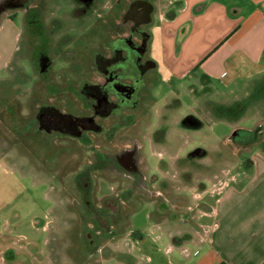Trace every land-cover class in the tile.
<instances>
[{
	"label": "rangeland",
	"instance_id": "374dc122",
	"mask_svg": "<svg viewBox=\"0 0 264 264\" xmlns=\"http://www.w3.org/2000/svg\"><path fill=\"white\" fill-rule=\"evenodd\" d=\"M17 1L0 0V21L12 18L0 31V264H156L147 257L165 254L169 243L154 222L157 217L196 215L202 197L250 167L245 149L260 137L245 144L235 139L234 129L250 128L262 118L264 89L249 82L252 99L244 86L226 89L200 72L171 79L162 64L161 26L154 15L147 28L152 35L148 57L159 64V78L142 96L134 126L123 132L138 137L149 166L147 179L163 196L130 194L120 219H110L115 226L111 235L90 217L74 179L75 167H70L80 158L86 162L90 154L78 146L71 151L62 147L61 167L54 173L44 163L36 137L27 144L6 126L20 127L15 118L32 102L42 53L53 54L55 69L66 70L71 61L73 71L89 74L95 55L111 51L126 32L111 27L120 20L115 0H92L87 7L75 0ZM117 187L116 177L104 174L94 188L93 203L103 205ZM96 232L103 237L95 236L98 242L91 247L87 233Z\"/></svg>",
	"mask_w": 264,
	"mask_h": 264
},
{
	"label": "crops",
	"instance_id": "0c3cea01",
	"mask_svg": "<svg viewBox=\"0 0 264 264\" xmlns=\"http://www.w3.org/2000/svg\"><path fill=\"white\" fill-rule=\"evenodd\" d=\"M149 3L153 22L154 15L159 17L162 64L171 79L184 80L200 72L226 89L244 86L252 99L249 82L264 89V0ZM10 19L0 21V31ZM8 64L6 59L3 67ZM260 98L264 103V90ZM261 110L262 118L255 126L234 129L258 132L250 143L260 137L259 143L245 149L250 167L202 197L196 215L157 217L154 222L169 243L165 254L153 253L147 260L156 264H264V106ZM170 254L176 256L170 258Z\"/></svg>",
	"mask_w": 264,
	"mask_h": 264
},
{
	"label": "flooded vegetation",
	"instance_id": "af4514ba",
	"mask_svg": "<svg viewBox=\"0 0 264 264\" xmlns=\"http://www.w3.org/2000/svg\"><path fill=\"white\" fill-rule=\"evenodd\" d=\"M75 1L82 7L90 6L92 2ZM113 7L120 20L118 26L114 22L111 27L126 29V35L116 39L108 53L95 55L89 74L87 71H73L71 61H68L66 70L55 69L53 54L42 53L38 60V84L32 87V102L25 107L24 114L20 108L15 118L19 119L20 127L11 122L6 126L10 133L17 134L18 131L27 144L36 137L44 163L53 166L54 173H58L61 167L62 147L71 151L78 146L90 154L86 162H80V158L70 167H75L74 179L82 191V203L90 217L99 221V230H106L111 235H114L112 228H115L112 222L120 219L122 205L130 199V194L152 193L157 199L163 196L147 179L149 166L139 150L138 137L123 132L133 125L149 83L159 78L157 63L148 57L152 35L149 36L147 28L153 22V7L149 0H115ZM147 10H151L150 22L147 21ZM236 132L235 139L245 144L258 137V132L243 129ZM117 142H121L120 146ZM104 174L116 177L119 191L97 206L92 201L93 191L98 178H103ZM95 236L102 235L87 233L91 247L98 242ZM101 248L97 247V251Z\"/></svg>",
	"mask_w": 264,
	"mask_h": 264
},
{
	"label": "water",
	"instance_id": "95a60500",
	"mask_svg": "<svg viewBox=\"0 0 264 264\" xmlns=\"http://www.w3.org/2000/svg\"><path fill=\"white\" fill-rule=\"evenodd\" d=\"M150 12H151V10H147V13H148V14H147V15H148V16H147V17H148V20H147V21H148V22H150V20H151V18L149 17V16H150ZM235 135H236V132L234 133V137H235Z\"/></svg>",
	"mask_w": 264,
	"mask_h": 264
},
{
	"label": "trees",
	"instance_id": "16d2710c",
	"mask_svg": "<svg viewBox=\"0 0 264 264\" xmlns=\"http://www.w3.org/2000/svg\"><path fill=\"white\" fill-rule=\"evenodd\" d=\"M17 1V0H16ZM19 1H21V0H19ZM22 2V3H21ZM20 3H18V1L16 2V3H18L19 5H23V4H25V3H23V1H21ZM30 3V2H29ZM28 3V4H29ZM25 5H27V4H25Z\"/></svg>",
	"mask_w": 264,
	"mask_h": 264
}]
</instances>
